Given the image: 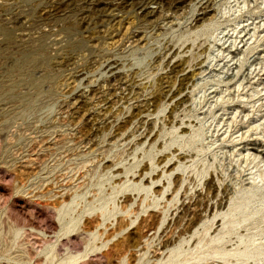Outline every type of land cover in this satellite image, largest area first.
Segmentation results:
<instances>
[{
    "label": "rangeland",
    "instance_id": "rangeland-1",
    "mask_svg": "<svg viewBox=\"0 0 264 264\" xmlns=\"http://www.w3.org/2000/svg\"><path fill=\"white\" fill-rule=\"evenodd\" d=\"M130 90L145 125L127 122ZM251 142L264 0H0V264H264Z\"/></svg>",
    "mask_w": 264,
    "mask_h": 264
},
{
    "label": "bare ground",
    "instance_id": "bare-ground-1",
    "mask_svg": "<svg viewBox=\"0 0 264 264\" xmlns=\"http://www.w3.org/2000/svg\"><path fill=\"white\" fill-rule=\"evenodd\" d=\"M200 7L202 9V11L199 13L201 15L208 13V10H211V7L209 5L208 1H205L203 3L200 4ZM142 12H144L146 15H151L154 13V10L150 7V6H144L142 7ZM180 60L176 61L173 64V69L174 71L177 73L176 75L179 76V82H180V87L177 88V91L175 94L171 95V90H172V86L166 84L165 87L168 89V95L167 97L170 98V100L175 97V96H180L177 100H176V105L172 108L171 112H173V114H176L179 110H182L185 106L186 103L189 100V95L187 92V89L190 87V82H191V76L188 75L189 72H187V69H190V66L186 65L185 62V58L184 57H179ZM105 67H107V71H113L115 66L114 64H112L111 62H107L105 64ZM194 68L196 69H201L202 68V64L200 61H198ZM93 87V86H90ZM96 88H88L87 92L88 95L91 94L93 91H95ZM133 97V90H130L129 93H127L126 95H124V99L126 101H128L129 104L132 105V111L130 112L127 122L131 121L132 119L138 120L140 124L145 125V123H148L150 121V117L152 116L153 113V106L151 105L150 101H141V102H137L134 104H132V102H130ZM134 102V101H133ZM98 114L103 116V118H109V114L105 109H99L98 110ZM185 124L186 122H182L180 121V124ZM185 127H182V129H184ZM152 131H150L148 133V135H152ZM148 137V136H147ZM147 137L145 138V140L147 139ZM250 149H251V155L253 156V158H259L262 162H264V146L261 143H256V142H251L250 144ZM182 158H185L184 155H178L177 159L180 160ZM154 175L149 176L146 180H148L147 183H156V181L154 180ZM142 176V177H141ZM138 177L140 178V181H142L144 179V176L142 175V173L138 174ZM162 190V188H161ZM176 190H173V192ZM155 192V191H154ZM172 192V193H173ZM162 194H164V191L162 190L161 192ZM230 194V187L229 186H225L224 190H223V194L221 195L220 199L217 201V204L215 207H222L224 206L225 203V198ZM210 199H207V201H209ZM127 205H124V207H126ZM190 208V206H187V209ZM182 220H184L183 218H181Z\"/></svg>",
    "mask_w": 264,
    "mask_h": 264
}]
</instances>
